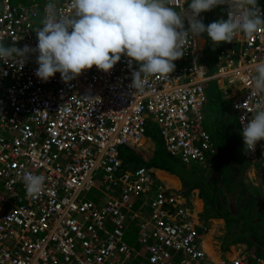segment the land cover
Instances as JSON below:
<instances>
[{
  "label": "built area",
  "instance_id": "built-area-1",
  "mask_svg": "<svg viewBox=\"0 0 264 264\" xmlns=\"http://www.w3.org/2000/svg\"><path fill=\"white\" fill-rule=\"evenodd\" d=\"M28 1L0 0L5 46L36 48L49 0ZM54 2L62 14L72 13L71 0ZM184 3L176 0L177 10ZM231 43L220 49L212 73L198 59V37L189 34L186 63L150 75L141 90L132 85L140 63L126 54L109 72L93 66L46 82L35 75L38 52L22 63L0 59V264H264L257 253L211 257L196 204L153 167H125L121 155V146L141 144L151 118L172 155L206 165L217 151L204 126L205 87L215 78L245 87L232 101L242 133L241 118L251 119L259 99L250 93L254 65L264 60V29ZM249 153L264 157V140ZM25 172L45 177L38 196L27 194ZM95 188L94 197L82 196ZM129 229L137 233L133 244Z\"/></svg>",
  "mask_w": 264,
  "mask_h": 264
},
{
  "label": "clouds",
  "instance_id": "clouds-1",
  "mask_svg": "<svg viewBox=\"0 0 264 264\" xmlns=\"http://www.w3.org/2000/svg\"><path fill=\"white\" fill-rule=\"evenodd\" d=\"M188 2L185 0L186 9L177 10L176 0H71L72 13L69 15L62 14L57 3L49 0L45 5L42 27L36 30V48L26 45L21 49L15 44L5 46L0 42V59L5 63L9 60L22 63L30 53L38 52L39 67L35 75L46 82L57 72L67 80L93 66L109 72L120 61L121 55L126 54L140 63L139 70L132 72V85L141 90L150 75L174 72L175 67L180 65L174 61L185 55L183 49L189 34L199 37L207 33L215 45L225 42L221 49L231 46L240 34L251 38L264 29V11H261L258 0ZM225 4L230 10L228 18L205 25L200 18L201 13L219 5L224 9ZM233 11L238 14V19L233 16ZM254 73L250 95L259 99L251 119L241 118L244 124L242 136L248 152L254 151L257 143L264 140V60L254 65ZM249 181L251 185L253 182ZM44 182L43 175L31 172L23 175L29 196H38L43 191Z\"/></svg>",
  "mask_w": 264,
  "mask_h": 264
},
{
  "label": "trees",
  "instance_id": "trees-1",
  "mask_svg": "<svg viewBox=\"0 0 264 264\" xmlns=\"http://www.w3.org/2000/svg\"><path fill=\"white\" fill-rule=\"evenodd\" d=\"M188 3H190V0ZM258 3L264 9V0H258ZM218 7L219 6H217V8L215 9L216 12L211 10L201 13L200 18L203 19L205 25L209 24V19L217 20V15L220 17ZM219 17L218 20L220 19ZM205 34L206 33H204L203 35ZM151 122H154L157 128L159 129L157 123L149 119L148 123ZM215 138L219 145L218 154L209 159V162L206 164L209 166V168L207 167L208 169L205 167V165L203 170H200L198 174H200L201 177L189 176L188 178L182 179L183 183H185V185L187 186L186 192H190L193 188H199L201 199L204 205L202 210V213L205 216L204 218L207 219L210 215H218L224 217L230 223L235 221L239 229L242 228L246 231H237V235L234 237L233 242H238L239 240H241L243 235H247L249 238V246L258 255L264 257V240L260 239L259 241L257 240V238L255 239V237L259 235L264 238V204L263 201L260 200L257 195H255L252 191L249 190V186L247 188L245 186L243 176L245 175L247 170V163L245 160L246 153L245 151L242 152V148L240 149L241 146L238 147L237 139H229L231 138L230 135L228 139L222 138L220 134L218 136H215ZM158 154L159 153L156 150L154 152V155L149 158L148 161H145V163H140L134 158H130L127 160V162L125 160V165H127V163L132 164L138 162L137 164H145L148 166L158 167L160 169H166L178 176H181L183 174V167H189L188 164L183 163L181 159L179 161L175 158L174 155L170 154L167 150L163 154ZM230 163H232V168L229 171V176L226 177L228 180L226 186H228V188L225 189L223 187V181L218 176L219 174L221 175L222 172H224L226 166ZM223 166L225 167L224 169ZM183 177H185V175ZM205 181L209 183L212 182L213 184L219 182L220 187L224 190L223 195L225 197L221 198L220 196H218L217 199L214 198L213 200H210L209 197H207L205 193H203V187L201 184ZM254 188L256 194H258V188ZM232 197L235 200H232ZM204 212L210 214L207 215ZM255 221H258L259 225L261 226L253 224V222Z\"/></svg>",
  "mask_w": 264,
  "mask_h": 264
},
{
  "label": "crops",
  "instance_id": "crops-1",
  "mask_svg": "<svg viewBox=\"0 0 264 264\" xmlns=\"http://www.w3.org/2000/svg\"><path fill=\"white\" fill-rule=\"evenodd\" d=\"M216 8L217 7L213 8L212 11H215ZM218 9H219V15H220V17L219 16L218 17L220 19L226 20L227 18H226V15H225V12L222 6L219 5ZM198 41L200 44L199 46H205V47L208 45V43H212L207 33L205 35L199 36ZM212 47H213V44H212ZM198 58L200 60H203V62H206L209 65V63L205 59L206 53H204L202 50H200V55L198 56ZM225 82L226 80H220L219 85L223 87L225 85ZM208 87H209V82L206 86L207 96L209 100L210 94L208 93ZM236 88H242V87L240 86L239 83H237ZM236 95H237L236 90L232 88L230 91V96L232 97V99H234ZM232 101L233 100L222 101L221 104L223 103L224 106L222 108L220 107V109L212 116H216L214 121L217 120V125H220L221 128L222 127L224 128V132L222 129L221 133H223V136L221 135V137L228 139L230 135L231 138L229 139H232V140L237 139L238 147L241 146L240 149L242 148V152L245 151L246 153L245 160L247 163L246 173H247L248 178L250 177V180H252L253 182L251 185H249V188L255 195H257L260 198V200L263 201V204H264V157H260L257 154H250L248 151H246L243 136L239 128V125L237 123V114L232 107ZM206 112H207V107L205 105L204 117H206ZM204 126L205 128H207L205 124V120H204ZM161 137L164 142V138L162 134H161ZM215 142L217 146V151L216 153L213 154V156L218 154V151H219V148H218L219 145L216 141V138H215ZM155 143H156L155 141L153 142V141L147 140L144 143V145L146 144L145 146L142 144L140 146H137L135 149H137L139 152L141 151L143 153L142 155H145L144 157H147L146 155L150 154L149 157L147 158H151L154 155V149H156ZM164 145H165V142H164ZM137 163H132V164L127 163L126 167H134L135 165H137ZM154 169H155V173L157 174V176L161 178L165 183L172 185L173 187L186 192L187 186L185 185V183H183L182 179L178 175L166 169H160L158 167H154ZM254 187L258 188L259 190L258 194H256ZM92 194L96 195L94 193ZM189 196L192 198L190 200L196 204L197 208L200 211H202L204 205L201 199L200 190L198 188H193L190 191ZM150 199H148V201H150ZM232 200H235V199L232 197ZM139 201H142V199H140ZM240 230H242L243 232L246 231L242 228L239 229L235 221L230 223L224 217H221L218 215H210L207 218V228H206L207 232L204 235H202L203 246L209 252L210 256L215 258L216 260L223 258V257H231L240 252H244L248 254L256 253L249 246V243H248L249 238L247 235L246 236L243 235L241 240H239L238 242H233L234 237L237 235V231H240ZM256 238L257 240L260 241V238L258 236H256L255 239ZM224 252H225V255H223Z\"/></svg>",
  "mask_w": 264,
  "mask_h": 264
},
{
  "label": "rangeland",
  "instance_id": "rangeland-1",
  "mask_svg": "<svg viewBox=\"0 0 264 264\" xmlns=\"http://www.w3.org/2000/svg\"><path fill=\"white\" fill-rule=\"evenodd\" d=\"M14 2H25L28 3V0H13ZM209 24L212 23L213 21H219L218 20V15H217V20H211L209 19ZM213 44V47H212ZM225 42H222L220 44L215 45L213 42L212 43H208V45L205 46H200V50H202L204 53H206V61L209 63L210 66V70L211 72H215L218 69V60H217V55L219 52V49L222 45H224ZM200 50H199V54H200ZM175 64H184L186 63V59H178L176 61H174ZM238 83V81H229L228 79H226L225 85L223 87H221L219 85V81L215 78L209 81V87H208V93L210 94L209 96V100L206 102V107H207V112H206V117H205V124L207 126V128L212 132V134L214 136H218L219 134L223 136L222 129L224 132V128L220 125H217L216 120L214 121V119L216 118V116H212L213 114H215L220 107L222 108L224 106V104L221 102L225 101V100H233L232 97L230 96V91L232 88H234L236 90V94H242L245 91V87L242 88H236V84ZM207 89V88H206ZM218 98V99H217ZM235 121V120H234ZM154 122L148 123L147 126V132H146V139L150 140V141H155V145H156V149H154V152L157 150L158 151V155L163 154L166 152V147L164 145V142L162 140V137L160 136L159 133V129L157 128V126L155 125ZM158 134V135H157ZM141 152V151H140ZM137 149L133 148V147H127V146H121V155L122 157L126 160L130 159V158H134L135 160L139 161L140 163H145V161H148L149 155H146L147 157H144L145 155H142L143 153H140ZM176 159H178L180 161V158L177 156L175 157ZM183 164V163H182ZM185 166V165H184ZM203 166V167H202ZM204 164H193L192 166L189 165V167H183V170L185 172H183V174L185 175V177H183L184 175L182 174L181 176H179L181 179L183 178H188L189 176H198L201 177L200 174H198L200 172V170H203L204 168ZM206 168L209 166L206 165ZM207 168V169H208ZM225 167L223 166V169ZM232 168V163H230L229 165L226 166L224 172H222V174H219V178H221V180L223 181V187L226 189L228 188L227 185V178L229 176V171ZM191 169V170H190ZM225 178H226V183H225ZM244 178V183L246 188L250 185V177L248 178L247 173L243 176ZM196 179V178H195ZM259 179V178H258ZM202 183V182H201ZM203 187V193H205V195L207 197H209L210 200H213L214 198L217 199L218 196H220L221 198H224L225 196L223 195L224 190L223 188L220 187V183L217 182L216 184H213L212 182L209 183L207 181H205L204 183L201 184ZM249 189V188H248ZM250 190V189H249ZM251 191V190H250ZM94 194H98V190L95 188L93 191ZM219 194V195H218ZM82 196L84 198H92L94 197L92 192H88V191H84L82 193ZM188 199H192L189 196V193H187ZM190 201V200H189ZM205 213V212H204ZM207 215H209L210 213H205ZM224 215V213H223ZM259 215V214H258ZM201 216L205 217L203 215V213H201ZM250 221V220H249ZM247 224V222H246ZM253 224L257 225V226H261L259 225L258 221L253 222ZM200 233L201 235H204L207 231L205 228L200 227ZM131 230L129 229L126 232V239L129 243L133 244L136 242V237H137V233L134 232H130ZM261 240H264V238L259 235L258 236ZM223 255H225V252L223 253Z\"/></svg>",
  "mask_w": 264,
  "mask_h": 264
},
{
  "label": "bare ground",
  "instance_id": "bare-ground-1",
  "mask_svg": "<svg viewBox=\"0 0 264 264\" xmlns=\"http://www.w3.org/2000/svg\"><path fill=\"white\" fill-rule=\"evenodd\" d=\"M145 143V139L143 138L142 140H141V144H144ZM146 145V144H145ZM144 145V146H145Z\"/></svg>",
  "mask_w": 264,
  "mask_h": 264
}]
</instances>
